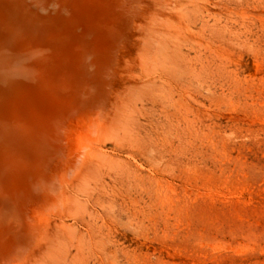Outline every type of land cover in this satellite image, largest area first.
I'll return each instance as SVG.
<instances>
[{
    "label": "bare ground",
    "instance_id": "6f19581e",
    "mask_svg": "<svg viewBox=\"0 0 264 264\" xmlns=\"http://www.w3.org/2000/svg\"><path fill=\"white\" fill-rule=\"evenodd\" d=\"M229 5L0 0V264H84L86 216L147 181L136 155L195 132L187 84L211 71Z\"/></svg>",
    "mask_w": 264,
    "mask_h": 264
},
{
    "label": "rangeland",
    "instance_id": "374dc122",
    "mask_svg": "<svg viewBox=\"0 0 264 264\" xmlns=\"http://www.w3.org/2000/svg\"><path fill=\"white\" fill-rule=\"evenodd\" d=\"M223 25L211 71L187 84L195 132L136 155L147 181L86 216L84 264H264V0H230Z\"/></svg>",
    "mask_w": 264,
    "mask_h": 264
}]
</instances>
